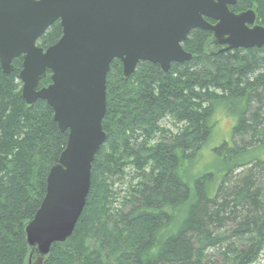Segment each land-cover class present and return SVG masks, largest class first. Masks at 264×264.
Returning <instances> with one entry per match:
<instances>
[{"label":"trees","instance_id":"1","mask_svg":"<svg viewBox=\"0 0 264 264\" xmlns=\"http://www.w3.org/2000/svg\"><path fill=\"white\" fill-rule=\"evenodd\" d=\"M229 9L264 27V0ZM211 34L191 30L192 58L166 72L141 61L125 77L110 63L83 211L41 264H264V47L212 53ZM61 35L57 20L36 44ZM21 64L0 68V264H26L23 227L67 142L44 100L21 97ZM226 119L230 137L211 148Z\"/></svg>","mask_w":264,"mask_h":264},{"label":"water","instance_id":"2","mask_svg":"<svg viewBox=\"0 0 264 264\" xmlns=\"http://www.w3.org/2000/svg\"><path fill=\"white\" fill-rule=\"evenodd\" d=\"M237 0H0V68L18 79L26 104L44 100L67 142L46 176L45 195L23 227L26 264L48 256L54 243L69 238L83 211L91 164L105 140L106 75L117 59L122 74L140 61L158 64L192 58L182 48L194 29L212 33L208 50L221 53L264 45L255 13L229 10ZM62 35L45 49L37 40L55 21ZM212 20L213 22H210ZM50 72V83L38 87Z\"/></svg>","mask_w":264,"mask_h":264},{"label":"rangeland","instance_id":"3","mask_svg":"<svg viewBox=\"0 0 264 264\" xmlns=\"http://www.w3.org/2000/svg\"><path fill=\"white\" fill-rule=\"evenodd\" d=\"M22 58V57H21ZM12 65V63H11ZM19 74V73H18ZM230 120L226 119V120H223L220 125H219V131L221 133V136L217 134L214 135L213 139L211 140L212 142V146H210L211 148L215 147L218 145V143H220L221 141H223L224 139H228L230 137V130L231 128H229L231 125H230ZM167 127H170L168 125V123H164ZM229 128V129H227ZM226 129V130H225ZM203 155H206L203 153ZM209 162V158L207 156L203 157L202 156V163L201 164H207ZM42 260H38V259H35V260H32L31 264H41ZM255 264H262V261L260 260L259 262L255 263Z\"/></svg>","mask_w":264,"mask_h":264},{"label":"flooded vegetation","instance_id":"4","mask_svg":"<svg viewBox=\"0 0 264 264\" xmlns=\"http://www.w3.org/2000/svg\"><path fill=\"white\" fill-rule=\"evenodd\" d=\"M240 12H242V11H240ZM236 13H239V12H236ZM211 22H213L212 20H211ZM214 23V22H213ZM254 24H256V25H260V24H258V22H257V19L255 18V21H254ZM261 26V25H260ZM211 39H212V34H211ZM211 41V40H210ZM264 47V45H262L261 47H251V48H263ZM238 49V48H237ZM244 49H248V48H244Z\"/></svg>","mask_w":264,"mask_h":264}]
</instances>
